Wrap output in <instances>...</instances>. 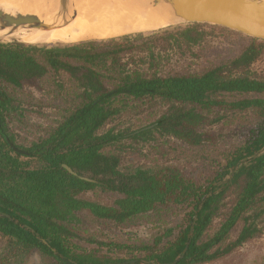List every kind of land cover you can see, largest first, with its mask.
Returning <instances> with one entry per match:
<instances>
[{"label":"trees","instance_id":"obj_1","mask_svg":"<svg viewBox=\"0 0 264 264\" xmlns=\"http://www.w3.org/2000/svg\"><path fill=\"white\" fill-rule=\"evenodd\" d=\"M216 33L243 39L234 56L166 68L169 53L198 57ZM260 61L264 40L199 22L75 43L0 42V264L33 254L42 264H205L264 233ZM25 103L54 110L28 142L12 130ZM144 112L150 120L138 127L115 121ZM128 154L146 162L126 163ZM87 214L108 228L142 217L157 229L96 239L105 235L83 233Z\"/></svg>","mask_w":264,"mask_h":264},{"label":"bare ground","instance_id":"obj_2","mask_svg":"<svg viewBox=\"0 0 264 264\" xmlns=\"http://www.w3.org/2000/svg\"><path fill=\"white\" fill-rule=\"evenodd\" d=\"M0 10L36 15L47 25L45 29L0 31L2 39L30 44L107 39L156 30L176 21L169 5L154 6L150 0H0Z\"/></svg>","mask_w":264,"mask_h":264},{"label":"rangeland","instance_id":"obj_3","mask_svg":"<svg viewBox=\"0 0 264 264\" xmlns=\"http://www.w3.org/2000/svg\"><path fill=\"white\" fill-rule=\"evenodd\" d=\"M185 22H174L166 27L159 28L165 29L168 27H176L186 25ZM207 24V23H206ZM151 30V31H157ZM148 32V31H145ZM135 33V32H134ZM129 34V33H127ZM125 35V34H122ZM120 35V36H122ZM119 36V35H118ZM4 42H10V40H5ZM21 42V41H17ZM28 42V41H27ZM60 41L55 42H41L37 44H65V43H75V42H64L59 43ZM79 42V41H78ZM243 39L237 36H226L216 33L214 36L207 37L202 46L196 48V52L198 57H193L189 55H185L182 57H178L175 54L169 53L170 61L168 62L170 65H167L166 68H178L189 69V70H198L204 66H207L211 63H218L224 59L234 56L237 51L240 49L242 45ZM25 43V42H24ZM31 43V42H30ZM28 43V44H30ZM253 68L257 71H264V61L257 62L253 65ZM29 88H25L24 91H27ZM31 92L38 98L41 99L44 96L42 91H36L34 88H30ZM26 110L24 113V122L22 124L14 123L12 130L17 133L19 136V140L21 141H29L30 139H34L40 133V130L43 126H46L49 121V115L54 111L49 106L42 105L41 108L35 105H29L25 103L23 105ZM160 109V108H159ZM158 111V109H157ZM156 111V112H157ZM42 114H41V113ZM155 112V113H156ZM148 112H144L137 116H134L131 119H128V116H122L120 119H116V123L119 127H125L132 125V128L138 127L147 123L150 118H147ZM152 119V118H151ZM112 124L110 123L107 127H110ZM147 151V147H143L142 153ZM146 162L145 158L138 154H128L126 156V163H134L140 164ZM92 199L96 198L94 195L88 194ZM97 199V198H96ZM98 199L102 202H108L111 198L109 196L102 195L98 197ZM83 233L91 234L92 232L99 231L103 233L105 236H97L96 239H104L108 238L115 241H121L122 239H138V238H147L149 237L157 228L156 224L153 221H149L145 218H135L132 221L123 224L122 226H118L116 228L110 227L108 228L103 226V224L97 222L92 218L91 215H86L83 218ZM82 246L92 247L93 244L87 243L86 241H78ZM264 260V233L254 237L253 239L245 242L240 247L236 248L233 252L228 254L227 256L218 259L216 261H212L205 264H255V262H263ZM27 264H42L39 260L37 254H33Z\"/></svg>","mask_w":264,"mask_h":264},{"label":"water","instance_id":"obj_4","mask_svg":"<svg viewBox=\"0 0 264 264\" xmlns=\"http://www.w3.org/2000/svg\"><path fill=\"white\" fill-rule=\"evenodd\" d=\"M150 1L154 6L161 3L169 5L176 18L175 22H199L217 25L248 37L264 40V0ZM33 27L45 29L47 25L36 15L8 14L0 10V31L9 29L12 33L18 29ZM8 40L10 42L20 41L16 39ZM4 41L5 39L0 37V42Z\"/></svg>","mask_w":264,"mask_h":264}]
</instances>
